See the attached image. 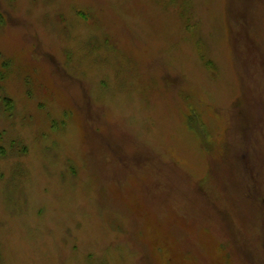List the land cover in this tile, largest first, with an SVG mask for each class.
<instances>
[{
    "label": "rangeland",
    "instance_id": "1",
    "mask_svg": "<svg viewBox=\"0 0 264 264\" xmlns=\"http://www.w3.org/2000/svg\"><path fill=\"white\" fill-rule=\"evenodd\" d=\"M0 264H264V0H0Z\"/></svg>",
    "mask_w": 264,
    "mask_h": 264
}]
</instances>
